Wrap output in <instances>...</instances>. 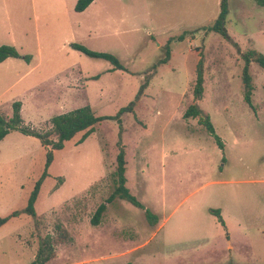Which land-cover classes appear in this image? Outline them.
Listing matches in <instances>:
<instances>
[{
	"label": "rangeland",
	"instance_id": "rangeland-1",
	"mask_svg": "<svg viewBox=\"0 0 264 264\" xmlns=\"http://www.w3.org/2000/svg\"><path fill=\"white\" fill-rule=\"evenodd\" d=\"M76 1L0 0V45L30 57L0 63V115L10 118L13 102L19 101L24 124L44 133L53 116L85 105L96 116H114L131 102L132 111L101 120L85 139L79 132L53 150L35 217L24 208L44 172L46 150L19 130L0 140V217L17 212L0 226V264H29L58 223L69 239L56 246L46 264H123L132 256H111L150 236L149 228L143 233L150 223L145 209L161 216L166 210L172 221L182 214L199 217L207 207L229 209L232 203L236 214L245 209L264 214V68L250 62L252 106L243 98L242 81L243 54L248 49L264 54V6L228 0L223 36L208 30L220 0H100L112 13L126 7L143 18L139 28L103 30L92 28L86 12L73 10ZM168 40L169 59L153 71ZM71 43L109 52L125 69L115 70ZM198 62L200 99L193 94ZM192 104L201 114L185 117ZM205 116L222 149L207 132ZM119 137L126 187L144 210L119 198L107 202L114 190ZM102 203L105 211L93 224ZM172 236L170 248L180 246L181 234ZM144 256L145 264H155Z\"/></svg>",
	"mask_w": 264,
	"mask_h": 264
},
{
	"label": "trees",
	"instance_id": "trees-1",
	"mask_svg": "<svg viewBox=\"0 0 264 264\" xmlns=\"http://www.w3.org/2000/svg\"><path fill=\"white\" fill-rule=\"evenodd\" d=\"M93 0H77L73 10L75 12H81L83 11ZM256 4L260 6H264V0H253ZM219 13L214 22L211 26L208 27V30L218 32L223 36H227L226 28H225V21L226 16L228 14V0H220L219 2ZM181 39V36L178 37ZM169 40L166 42L165 45V56L158 60V62L153 65L152 69L154 71L156 65L161 63H166L169 59L170 54V48H169ZM71 48L80 51L84 54H86L89 57L92 58H100L103 60H107L113 65V69L115 70H124L125 67L120 63L119 59L109 53L104 51H94L86 48L85 46L79 44V43H71ZM7 58H22L25 61L29 60V56L21 55L14 46L12 45H0V63L6 60ZM244 66L242 69V81L244 84V94L243 98L244 100L249 104V106H252L251 102V94L254 89V85L252 83V76L249 72V65L251 61H254L257 63L260 67L264 68V54L258 52L256 49H248L244 54ZM202 83H203V77H202V70L200 68V62H198L196 67V76L195 81L193 85V94L194 97L197 99H200L202 97ZM146 86V83L144 85H141L139 87L137 95L142 91L143 87ZM136 95V96H137ZM132 104L133 102L129 103V105L122 107L118 110V112L114 116H96L89 105H85L73 110H70L68 112L58 114L53 116L50 119V128L45 131L44 133L38 132L26 124H24L23 119L20 115V105L21 103L19 101L13 102V113L10 118H5L2 115H0V140H2L9 131L11 130H19L24 135H29L37 138L42 146L46 150V161H45V168L44 172L42 173L41 178H39L35 185L33 190L31 191L26 207L24 208V212L28 215L35 217L36 211H35V201L37 199L39 189L41 182L43 178L45 177L47 167L52 162L53 159V150H61L64 147V142L72 139L77 133L82 132L81 140L85 139L92 131L94 126L104 119H118V115L122 114L126 111H132ZM201 114V110L194 104L190 105L185 113V117H197ZM203 124L206 127L207 132L213 137V139L216 141L219 148H223V144L220 140V138L215 134L214 128L209 121V118L205 116L203 119ZM54 136L55 139L50 138L51 136ZM117 147L118 152L116 155V168L113 172L114 177V190L111 193V195L108 198L109 202L113 198H119L122 200H126L130 202L132 205L144 209V206L142 203L137 200V198L131 194L129 189L126 187V158H125V152H124V145H122L120 137L117 140ZM106 206L105 203L100 204L93 216V219L91 220L93 224H97L99 221L100 216L103 214ZM210 212H212L217 219L222 222L220 213L218 209H210ZM17 212H13L8 216L0 217V226L4 224L10 217L16 216ZM146 217L150 220L151 217L154 215L148 210L145 209ZM55 234L54 235H46L44 237L39 247L36 251V254L34 256V259L29 264H46L48 261H50L55 256V248L57 245L65 242L69 239V234L67 230L58 223L55 228ZM123 264H132V263H123Z\"/></svg>",
	"mask_w": 264,
	"mask_h": 264
},
{
	"label": "crops",
	"instance_id": "crops-1",
	"mask_svg": "<svg viewBox=\"0 0 264 264\" xmlns=\"http://www.w3.org/2000/svg\"><path fill=\"white\" fill-rule=\"evenodd\" d=\"M122 10V13H112L100 0H93L80 13H87L95 30L117 29L127 24L135 29L143 24V18L135 10L126 7ZM144 22L151 23L148 15ZM105 24H109V27H105ZM236 206L237 203H232L229 209L218 208L223 223L210 212L213 209L210 207L206 208L207 213L199 217L182 214L175 221H172V213L165 214L166 210L163 216L151 212L154 216L147 223V228L143 229V233L151 229L150 236L130 248L122 249L111 258L125 259L132 256L125 259V263L145 264L143 259L147 253L155 264H264V214H250L247 209L244 214H236ZM174 222H178L179 226ZM135 229L137 232L134 226ZM172 234H181L179 237L182 242L176 248L169 246ZM154 240L156 242L149 251H141Z\"/></svg>",
	"mask_w": 264,
	"mask_h": 264
}]
</instances>
